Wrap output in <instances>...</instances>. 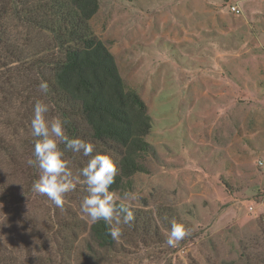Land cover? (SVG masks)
I'll return each mask as SVG.
<instances>
[{"label": "rangeland", "instance_id": "374dc122", "mask_svg": "<svg viewBox=\"0 0 264 264\" xmlns=\"http://www.w3.org/2000/svg\"><path fill=\"white\" fill-rule=\"evenodd\" d=\"M90 23L152 116L155 152L115 191L136 194L139 216L99 245L80 207L84 180L57 207L32 191L40 172L0 158L30 188L0 201L9 264H264V0H100ZM2 65L5 87L25 83L27 64ZM13 103L0 106V136L18 144L5 123L28 110ZM174 219L188 234L170 247Z\"/></svg>", "mask_w": 264, "mask_h": 264}, {"label": "trees", "instance_id": "16d2710c", "mask_svg": "<svg viewBox=\"0 0 264 264\" xmlns=\"http://www.w3.org/2000/svg\"><path fill=\"white\" fill-rule=\"evenodd\" d=\"M99 3L100 0H0V66L11 58L18 64H27L29 69L25 83L12 90L5 87L8 80L0 76V106L19 100L28 110L25 115L19 113L14 122L10 119L5 123L19 143L0 136V158L7 159L4 164L39 172L38 167L23 163L34 159L38 138L32 135L31 120L39 100L49 106L47 119L64 121L69 139L91 143L93 155L112 157L117 174L110 191L115 192L128 186L134 174L146 170L142 157L153 154L155 148L146 139L152 127L147 103L136 89L127 87L115 54L90 23ZM42 81L49 86L46 94L39 88ZM25 118L28 122H24ZM58 146L79 174L90 157L67 149L64 143ZM3 167L0 162V201L12 203L17 199L14 203H20L30 188L10 179ZM80 179L84 180L82 176ZM19 186L24 190L19 191ZM138 216L134 214V219ZM91 233L99 245L114 246L115 240L103 221L92 223ZM4 247L0 242V264L8 262Z\"/></svg>", "mask_w": 264, "mask_h": 264}, {"label": "clouds", "instance_id": "9594fccd", "mask_svg": "<svg viewBox=\"0 0 264 264\" xmlns=\"http://www.w3.org/2000/svg\"><path fill=\"white\" fill-rule=\"evenodd\" d=\"M39 88L46 94L48 83L42 81ZM48 112L47 103L39 100L35 103L31 129L32 135L38 139L34 143V159L29 158L27 164L38 167L40 174L32 184V191L47 196L55 206L63 207L65 194L76 188L82 176L87 193L81 201L82 213L92 223L103 221L109 227L110 236L118 241L122 236V226L130 225L135 218L131 202L137 199L136 194L125 191L117 196L110 191L117 174L112 157L102 153L93 155L91 143L79 138L69 139L65 135L64 121L59 118L47 119ZM59 143H64L73 152H82L83 156L90 157L78 176H73L69 170ZM187 234L185 225L174 219L166 243L176 247Z\"/></svg>", "mask_w": 264, "mask_h": 264}, {"label": "built area", "instance_id": "2783aa9c", "mask_svg": "<svg viewBox=\"0 0 264 264\" xmlns=\"http://www.w3.org/2000/svg\"><path fill=\"white\" fill-rule=\"evenodd\" d=\"M232 9L235 10V11H237V12H239V10H240L239 8H237V7L234 6V5H232Z\"/></svg>", "mask_w": 264, "mask_h": 264}]
</instances>
